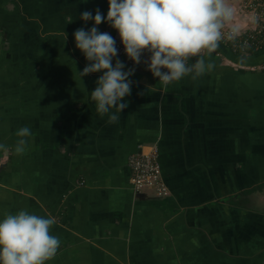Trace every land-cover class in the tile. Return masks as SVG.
Returning <instances> with one entry per match:
<instances>
[{
	"label": "crops",
	"instance_id": "obj_1",
	"mask_svg": "<svg viewBox=\"0 0 264 264\" xmlns=\"http://www.w3.org/2000/svg\"><path fill=\"white\" fill-rule=\"evenodd\" d=\"M97 9L106 16L107 0H0V217L55 218L47 264H264V48L220 44L205 54L213 70L167 87L134 68L128 107L108 123L90 99L102 73L81 79L73 36ZM155 145L164 199L129 181V156Z\"/></svg>",
	"mask_w": 264,
	"mask_h": 264
},
{
	"label": "clouds",
	"instance_id": "obj_2",
	"mask_svg": "<svg viewBox=\"0 0 264 264\" xmlns=\"http://www.w3.org/2000/svg\"><path fill=\"white\" fill-rule=\"evenodd\" d=\"M106 16L98 9L95 15L84 11L80 19L92 26L77 29L75 47L88 64L79 75L102 73L90 93L95 111L107 115L108 123L118 121L128 107L124 98L131 93L129 79L135 69L125 70L117 58L116 40L98 26L104 22L117 31L126 56L135 65L141 56L147 70L167 87L186 76L193 80L214 69L206 59L222 40L234 41L245 31L248 17L237 0H107ZM264 19V11L255 12ZM66 39V37H65ZM192 58H195L193 61ZM115 59V64L113 60ZM15 152L22 154L33 134L28 126L17 129ZM0 150H7L0 144ZM55 218L40 216L27 209L0 217V264H47L56 255L61 241L50 231Z\"/></svg>",
	"mask_w": 264,
	"mask_h": 264
},
{
	"label": "built area",
	"instance_id": "obj_3",
	"mask_svg": "<svg viewBox=\"0 0 264 264\" xmlns=\"http://www.w3.org/2000/svg\"><path fill=\"white\" fill-rule=\"evenodd\" d=\"M242 11L250 13L253 17L255 28L251 31L243 32L242 35L234 41L222 40L220 44L227 46L235 55L246 56L250 53L258 52L264 48V19H256V11H264V0H242L239 4ZM101 32L109 33L116 40L118 49L117 58L120 59L127 68H136L142 70L144 75L154 78L150 71L147 70L145 61L149 54L143 53L141 63L135 65L125 54L124 48L120 43L118 36L112 35L110 29H103ZM127 167L130 172V185L136 193L150 190L158 198H167L170 195L161 171L159 162L158 147L152 146L148 151L135 153L129 156Z\"/></svg>",
	"mask_w": 264,
	"mask_h": 264
}]
</instances>
